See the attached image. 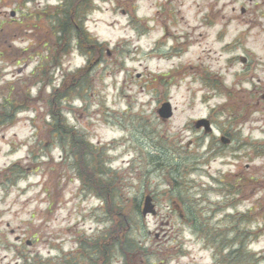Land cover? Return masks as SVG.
<instances>
[{
  "label": "rangeland",
  "instance_id": "obj_1",
  "mask_svg": "<svg viewBox=\"0 0 264 264\" xmlns=\"http://www.w3.org/2000/svg\"><path fill=\"white\" fill-rule=\"evenodd\" d=\"M57 4L0 0V104L21 109L0 128V223L33 242L27 264H87L80 248L121 217L137 255L113 244L106 264H264V111L233 90L239 65L226 54L239 40L254 50L259 37L227 19L226 0H97L84 26L104 43L101 59L73 49L57 63L46 18ZM83 69L87 84L71 87ZM63 77L72 90L52 111L100 156L109 204L78 179L72 135L54 132L49 96ZM166 102L173 114L162 121ZM228 117L244 118L254 141L222 145ZM199 119L212 134L193 128ZM147 193L157 214L143 221L135 205Z\"/></svg>",
  "mask_w": 264,
  "mask_h": 264
},
{
  "label": "trees",
  "instance_id": "obj_2",
  "mask_svg": "<svg viewBox=\"0 0 264 264\" xmlns=\"http://www.w3.org/2000/svg\"><path fill=\"white\" fill-rule=\"evenodd\" d=\"M95 1L59 0V4L56 5L52 14H46V18L53 21V36L55 37L53 43L54 62L58 63L60 56H65L73 49H77L85 55L88 62L101 59L104 43H98L88 34L84 27L85 20L92 11ZM85 72L86 70L83 69L72 75L71 87L75 81L79 83V88L87 84L88 79ZM65 79L62 82V87L53 89L52 94L49 96L51 98L49 111L54 118V132L59 140L65 139L68 135H72V148L75 149L76 147L73 152V158L74 166L78 171V179L81 180L85 189L96 193L98 196H102L109 204L113 194V187L110 182L102 183L99 178L102 171L100 156L94 154L93 147L89 145L87 140L82 138L78 139L72 131L65 129L63 124L64 119L60 110L52 111L54 104L60 107L62 102L70 96L69 92L71 93L72 88L66 84ZM116 207H119V205ZM135 209L139 211V207L136 205ZM126 219L121 217L118 223L111 226L100 241H97L95 245L90 247L80 248L77 256L84 254L83 252L86 251L87 264H106L111 255V249H108L107 246H112L113 244H117L120 247V251L124 256L136 254L134 253L136 252V243L130 231H127L131 226L125 223ZM91 252H93V255H90ZM81 261L82 257L79 256L68 264H80ZM65 262H69V260H65Z\"/></svg>",
  "mask_w": 264,
  "mask_h": 264
},
{
  "label": "flooded vegetation",
  "instance_id": "obj_3",
  "mask_svg": "<svg viewBox=\"0 0 264 264\" xmlns=\"http://www.w3.org/2000/svg\"><path fill=\"white\" fill-rule=\"evenodd\" d=\"M226 17L230 22L234 21L242 25L244 34L259 37L260 44H257L254 50L248 49L239 40L237 48L233 49L230 43L226 45V54L228 55V62H232V65H239L238 71L235 72L239 86L233 90L242 93L246 99L255 102L253 103L255 107L249 108V111H264V0H226ZM237 50L242 52L231 59L230 54ZM228 90L226 88L227 92ZM4 107L5 105L0 106V112ZM9 110H12V107ZM5 119V114L0 113V128H3ZM227 120L228 126L225 136L230 144L236 142L239 146H246L247 143L254 141L251 134L244 135L243 133L244 118L232 119L231 121V117H228ZM234 126L235 129L233 130ZM7 227L8 224L0 223V264H27L25 257L28 253L26 252L27 249L24 251V248L32 247L33 242L25 236H8ZM10 233L13 234V231ZM124 264H126L125 259Z\"/></svg>",
  "mask_w": 264,
  "mask_h": 264
},
{
  "label": "water",
  "instance_id": "obj_4",
  "mask_svg": "<svg viewBox=\"0 0 264 264\" xmlns=\"http://www.w3.org/2000/svg\"><path fill=\"white\" fill-rule=\"evenodd\" d=\"M11 15L14 16V13ZM157 113L161 119H169L172 116V108L170 103L166 102L162 104ZM194 127L195 129L203 128L205 133H210L212 131L209 121L205 119L196 121L194 123ZM220 141L224 145L228 144V140L225 137H221ZM140 213L143 219H145L147 215H154L156 213L153 200L149 194H146L143 198Z\"/></svg>",
  "mask_w": 264,
  "mask_h": 264
}]
</instances>
